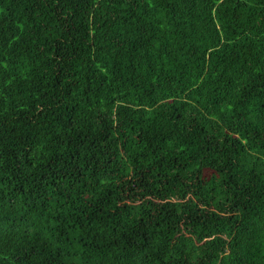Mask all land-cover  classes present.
<instances>
[{
  "label": "trees",
  "instance_id": "1",
  "mask_svg": "<svg viewBox=\"0 0 264 264\" xmlns=\"http://www.w3.org/2000/svg\"><path fill=\"white\" fill-rule=\"evenodd\" d=\"M0 264H264V0H0Z\"/></svg>",
  "mask_w": 264,
  "mask_h": 264
}]
</instances>
